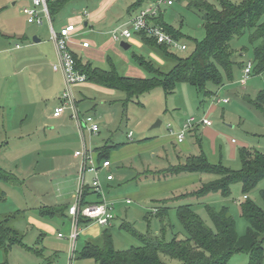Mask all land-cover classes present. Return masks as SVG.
<instances>
[{
	"label": "rangeland",
	"instance_id": "rangeland-1",
	"mask_svg": "<svg viewBox=\"0 0 264 264\" xmlns=\"http://www.w3.org/2000/svg\"><path fill=\"white\" fill-rule=\"evenodd\" d=\"M100 1L78 0L68 3L53 17L54 30L58 32L60 26L71 18H78L79 21L74 23L76 26L83 24L86 19L83 11L89 12ZM133 1L117 0L111 12L116 13L118 18L125 19L126 10ZM205 1L215 4L214 0ZM228 1L238 4L241 0ZM13 2L16 3L12 5ZM29 2L0 0V32L3 35L0 36V90L3 84L10 89L19 86L14 79L9 82L10 69L5 58L9 55L7 49L13 48L15 44L23 47L32 43L33 37L40 36V32L48 33L47 36L52 41L47 20L42 26L26 23L22 9L29 7ZM161 18L167 26L182 34L180 43L186 45V50H173L177 56L190 54L193 41H202L205 37L201 15L188 5V0H173L172 6H162ZM23 34L26 42L21 40L20 36ZM84 38L89 41L92 39L89 34ZM126 42L130 45L127 51L115 42L117 51L108 53L121 75L139 77L137 73L125 71L127 67H132L141 72L142 78L150 76L132 61L131 55L134 53L162 68L165 67L161 58L145 47L135 35ZM231 46L235 63L232 77L227 79L223 76L222 85L219 87L207 84L210 96L198 95L194 87L182 83L169 96L156 88L126 101L125 94L119 91L106 94L92 87L87 89L84 86L81 90L76 87L79 84L73 85L71 93L74 102L72 107L69 105L66 108L74 109L76 103L79 120H85L81 123L82 130L78 128L74 117L68 118V110L59 120H53L51 114L60 99H46L55 90H44L36 85L31 80L34 77L29 73V68L22 72L20 76L23 80L22 86L27 90V103L35 105L16 110V116H7L6 119H12V123H7L3 130L0 129V136H6L7 142L0 149V168L16 180L0 181V189L5 194V202L0 203V216L15 215L10 226L22 236L24 246H12L6 254L0 249V264H47L48 261L52 264H97L90 259L76 258L85 241L99 243L104 230H108L115 250L140 246V241L126 228L128 226L139 234H159L162 224L168 223L170 227L166 229L164 237L169 241L172 234L184 233L177 220L175 207L185 204H190L192 210L210 228L212 224L205 206L216 211L227 208L235 222L237 234L244 235L248 224L241 216L240 205L250 201L264 210L260 196L264 191V179L247 193L242 191L240 184H233L227 197L215 192L198 200L189 198L168 202L170 209L162 223L154 211L158 204L156 201L172 199L173 194L195 191L200 183H207L215 177L204 173L179 174L165 181L158 179L161 182H154L153 186L149 185L152 177H146L147 171L183 164L188 154H201L210 165H220L231 171L240 170L239 152L242 149L264 154V115L245 98L254 100L258 94L264 95V72L260 75L253 74L255 64L248 32L233 40ZM90 49L95 47L92 45ZM247 63L252 65L251 74L245 85L241 86L238 81L242 71L238 65L244 67ZM56 64L58 60L50 65V71H54L52 66ZM109 66L105 62L100 68L109 69ZM55 72L61 75V72ZM23 100L24 97L18 99L15 91H7L0 102L6 105L11 101L12 104H19ZM223 100H227V103H223ZM189 118L194 119L193 131L186 130L183 140L178 143L176 136L181 133L183 121ZM203 118L210 121L211 125H201ZM20 119H23L22 125L16 123ZM156 121H160V126L152 129ZM94 123L99 131L93 134L89 129ZM129 134L131 139L128 138ZM104 143L118 144L111 151L112 166L108 170L114 175V182L108 185L114 191L110 196L120 197L112 201L102 195L101 198L111 207L113 219L110 225L79 224L78 238L71 252L69 235L72 231V217L67 212L53 217L41 216L38 210L42 207L75 204L79 191L78 170L83 152L86 151L87 155L89 153L93 159L90 151L93 153L96 147H101ZM75 152H79L81 156L77 157ZM92 161L95 162L94 159ZM106 174L104 170H100L96 176L85 173L84 185L91 186L94 178L98 179L99 184L106 185ZM126 199L129 200L128 204L125 203ZM97 228L99 231H96ZM58 234L63 238H58ZM262 246L264 249V242ZM161 258L167 264L176 263L168 257ZM226 264H248V255L246 252L235 253Z\"/></svg>",
	"mask_w": 264,
	"mask_h": 264
},
{
	"label": "trees",
	"instance_id": "trees-1",
	"mask_svg": "<svg viewBox=\"0 0 264 264\" xmlns=\"http://www.w3.org/2000/svg\"><path fill=\"white\" fill-rule=\"evenodd\" d=\"M74 1L78 0H47L50 18L52 19L68 3ZM149 1L152 0H135L130 5L129 11L139 10ZM214 1L215 4L205 0H188V5L201 15L205 37L202 41L194 40L193 50L186 56H177L172 52L173 49L164 44H157L155 39L144 31L135 33L146 47L161 58L167 69L135 53L132 54L133 62L148 73L149 77L120 76L114 69L110 71L98 69L90 62H82L72 54L75 68L85 75V82L120 91L125 94L126 101L156 88H160L165 96H169L182 83L194 87L198 95L210 96L211 92L207 89V84L219 87L222 85L223 76L227 79L232 77L235 63L232 59L234 50L231 42L248 32L255 64L253 74H262L264 72V0H241L238 4L228 0ZM151 23L161 27L175 41L180 42L182 39V34L178 30L167 26L162 21L161 10L156 17L151 18ZM238 66L242 71L243 65ZM245 98L264 115L263 94H258L254 100ZM109 149L110 147H107L98 151L96 164L100 165L107 160L106 152ZM239 158L241 162L239 171H231L220 165H210L201 154L187 156L183 164L154 171L158 179L162 180L179 174L194 173L210 174L215 177L212 181L200 183L195 191L172 195V199L169 200L156 201L158 203L154 208L156 216L163 223L170 209L168 204L172 201L178 202L189 198L198 200L215 192H220L223 197H227L233 184H240L244 193L253 189L259 181L264 179V154L244 148L239 152ZM0 181L15 182L16 180L10 173L0 168ZM87 195H89V188L84 186L81 205L89 204L86 202ZM260 196L264 203V191L260 193ZM99 197L95 204L102 202ZM3 202H5V194L0 189V203ZM69 207H42L38 212L41 216L53 217L56 214L64 215L65 212L68 214ZM205 209L212 224L211 228L192 210L190 204L178 205L175 207V213L184 231L183 234H172L171 239L167 241L164 236L166 229L170 227L168 223L167 226L162 224L159 234L150 232L139 234L128 226L126 228H129L140 241V246L119 251L114 249L109 231L104 230L101 242L87 241L76 258L90 259L97 264H167L161 258L164 256L174 260L175 264H226L233 254L246 252L248 264L263 263V209L250 201L240 205L241 216L248 224L242 236L237 234L235 222L227 208L216 211L205 206ZM14 219L15 215L0 216V249L5 254L14 245L24 246L22 236L10 226ZM79 223L90 222L80 218ZM26 249L31 251L27 247ZM51 263L48 261V264Z\"/></svg>",
	"mask_w": 264,
	"mask_h": 264
},
{
	"label": "crops",
	"instance_id": "crops-1",
	"mask_svg": "<svg viewBox=\"0 0 264 264\" xmlns=\"http://www.w3.org/2000/svg\"><path fill=\"white\" fill-rule=\"evenodd\" d=\"M116 1L117 0H101L98 4L93 6L94 8L92 10H90L89 12H86L87 15L85 16L86 19L83 22V24L79 23V25L76 26V24H74V23L79 21L78 18H76V19L71 18V20H68V22L61 25L60 28L66 26V25H74L75 26V31L71 35V41L69 43V48H70L71 53L74 54L78 59H80L82 62H90L93 65V67H96V68L104 70V71H110V70L114 69L118 75L123 76L116 70L115 66L112 63L111 58H109V56H108V53L117 51L115 48V46H116L115 42L116 43L118 42L120 44V42H123V41L126 42L128 40V39H124V38H119V40L115 41V40H113L112 37L114 34L118 35L122 30L130 28L129 21L131 18L134 17V15L137 13L138 10L134 9V10L129 11V7H130V5H132L134 3V1H135L134 0L128 6V8L126 10L127 11L126 18L125 19L118 18L116 16V13L111 12V8L113 7L114 3H116ZM15 3L16 2H13L12 5H14ZM45 21L43 22V24L45 23ZM52 21H53V18L51 19V24L53 26ZM26 23H27V21H26ZM42 25H37V26H42ZM53 28H54V26H53ZM47 32H48V30H47ZM1 34L2 33L0 32V36H3ZM47 34L48 33H46V32H42V33L40 32V36H34L33 37L32 43L25 44L23 47L19 46L18 44H15V46L13 48L7 49L9 51V55L5 58L9 63V69H10V74L8 75V78L10 77L9 82H11V80L14 79V80H16L15 82L17 84H19V86L17 87V85H16V87H14L13 89H10L7 86L5 87V84H3L4 86L0 90V101L3 97V95L5 94V92L7 93V91H15V94L16 95L18 94V99L21 100L22 97H24V100L21 101V103H19V104H12V101H11L9 104L6 105V104H2V102H0V129H2V130H3V127L5 125H7V123L10 124L13 121L12 119L7 120L6 119L7 116H10V117L16 116L17 113H14L16 110L19 111L21 109L29 107V105L30 106L35 105L33 103H31V104L27 103V96H26L27 90L24 86H22L23 80L21 79L22 77L20 76V74L22 72L27 71V68H29L31 70V72H29V73H31L34 77L31 80L34 81V83H36V85H39L44 90H55L53 92V94L50 97H47V99H46V100H49L50 98H53V97L60 99L59 104L57 103V105L53 108V111L55 108H57L60 105V102H61L60 95L64 90L63 76L61 73H60L61 75H59L55 71H50L51 70L50 65H52V63H54L58 60V54H57L55 44L53 43V41H50L49 35L47 36ZM86 34L91 35L92 39H90V41L87 40L86 38H84V36ZM133 35H135V33ZM20 37H21L22 41L26 42L27 39H26L24 34L21 35ZM46 39H48V40L46 41ZM138 39L141 42V39L139 37H138ZM83 43H88V47H86V48L82 47ZM91 44L95 47V49H90V47L92 46ZM127 44L129 45V43H127ZM16 46H18V48ZM121 49H123V48H121ZM128 49H130V45H129ZM123 50H125V49H123ZM1 51L2 50H0V53H1ZM4 51H6V50H4ZM131 59H132V55H131ZM105 62H107V64L110 65L109 69L100 68ZM125 71H128V73H130V72L137 73V75L139 74V77H133V78H142L143 77L141 75V72L139 70H137V68L134 69L132 67H127L125 69ZM125 77H128V76H125ZM18 78H19V80L17 81ZM26 79L27 78H25V80ZM12 84H10V87ZM84 86H87V89H90L91 87L95 88V89H99L102 92H105L106 94H112L114 91L116 92V90L106 89V88H103L99 85H95V84H92L89 82H84L82 84H79L76 87L78 89L82 90V89H84ZM45 98H43V99H45ZM74 106H75L74 109L78 115V120H76L75 118L74 119L77 121L76 123L78 125V128L80 130H82L81 123H83L85 120L84 121L82 120L83 122L81 120H79V112L77 110L76 103ZM72 109L66 108L64 110L63 114L59 117H53V112H52L51 117L53 120H59L65 114L66 110H68L69 111V115H68L69 117L68 118L73 119V110L74 109L73 110ZM22 120L23 119L16 120V123L19 125H22ZM187 120L188 119L183 121L182 129H183L184 125L186 124ZM20 122H21V124H20ZM194 126H195V124L192 123L189 126L188 131H193ZM98 131H99V128H98ZM129 135H128V138L131 139V135H130V137H129ZM5 137L6 136H3V137L0 136V149L3 147L4 144L7 143L5 140L6 139ZM178 143H180V142H178ZM117 146H118V144L116 145V144L104 143V144H102L101 147H96L94 149L93 153L91 151H90V153H91L93 159L96 160V158L98 159V156H99L98 151H102V150H104V148L110 147V149L106 152L107 157H108L106 159L109 160L111 163V159H110L111 151L113 149H115ZM83 147L86 150L84 143H83ZM183 148L185 149V147H183ZM187 156H190V155L188 154ZM100 157H101V154H100ZM81 163H82V161L80 160V165H81ZM111 166H112V164H111ZM100 170H102V169H100ZM100 170H98V172ZM104 171H106V173H107L106 175L112 174V172H110L108 169L104 170ZM85 173H90V172H81V166H80V168L78 170V174H79L78 177H79V185H80L81 179L83 181L82 193H83L84 186L89 188V195L86 196V202H88L89 204H94V202L97 200V198L99 196H100L99 200L105 201L101 198L102 195H104L106 197V199H108V200H112V201L118 200V197H120L119 195L110 196V194H113L114 191H112L111 187L108 184L114 182V175L113 174H112L113 179L111 181H106V179H105L106 185H103V183L100 184L101 190H100V192H98L92 188L90 189L91 186H89L88 184L84 185ZM149 173H152V174H149ZM155 173L156 172H154V171H147L146 177H152V183L149 184L151 186H153L154 182H161V181H158V177L155 175ZM90 174H92V173H90ZM165 180H167V179H164L163 181H165ZM98 194H99V196H98ZM150 197H152V196H150ZM127 201H129V200L126 199V201H125L126 204H128ZM79 224L86 225L88 223H79ZM91 228H93V227H91ZM77 230H78V226H77ZM96 231H99L98 228ZM57 237H58V235H57ZM61 238H63V236ZM76 240L74 242V246H75ZM86 242L87 241H85V243ZM14 246H18V245H14ZM74 246H73V249H74ZM2 252H4V251L2 250Z\"/></svg>",
	"mask_w": 264,
	"mask_h": 264
},
{
	"label": "built area",
	"instance_id": "built-area-1",
	"mask_svg": "<svg viewBox=\"0 0 264 264\" xmlns=\"http://www.w3.org/2000/svg\"><path fill=\"white\" fill-rule=\"evenodd\" d=\"M173 4V0H152L147 2L141 9L137 11L133 18L130 19V29L122 30L118 35H113V40L117 41L119 38L129 39L134 33L144 31L148 36L155 39L157 44H164L173 50L184 51L186 50V45L178 41H175L170 35L165 33L163 29L157 25L151 23V18L158 15L162 6L170 7ZM23 15L26 17V21L30 25H42L45 20L49 24V30L51 35V40L55 44L57 54H58V64L53 65L52 69L54 71L61 72L64 81V90L61 94V105L53 111V117H59L63 114L65 108L69 105H73V98L71 93V87L76 84H82L86 81L85 75L79 73L75 68V60L69 48V43L71 41V35L75 31L74 25H66L56 32L51 24V18L47 8V0H30V6L24 7L22 9ZM86 16V11L83 12ZM18 48V46H16ZM82 47H88V43H83ZM251 63H247L242 68V74L238 81L241 86H244L247 79L251 74ZM223 103H227V100H223ZM73 117L78 120V115L73 110ZM194 123L193 118H189L184 125L181 133L177 135L176 139L178 142L183 140V133L189 129V126ZM200 123L204 126H210L211 122L206 118H203ZM91 133L98 132V126L92 124L90 126ZM130 137V135H129ZM77 157L81 156L79 152L75 154ZM93 159L87 152L84 151L82 155L81 172H90L95 176L98 170H107L110 168L111 163L109 160L103 161L100 165L92 161ZM106 181H111L113 179L112 174L105 176ZM82 185L83 181L81 179L79 185V191L76 196L75 204L71 205L68 209V215L72 217V232L69 235V241L71 244V252H73L74 242L78 237L77 226L79 224V219L88 220L90 223H96L100 226L110 225L113 216L111 213V207L105 202L97 204H87L81 205V195H82ZM91 188L95 191L100 192V184L97 178H94L91 184ZM129 203V201H127ZM61 238L62 235L58 234Z\"/></svg>",
	"mask_w": 264,
	"mask_h": 264
},
{
	"label": "water",
	"instance_id": "water-1",
	"mask_svg": "<svg viewBox=\"0 0 264 264\" xmlns=\"http://www.w3.org/2000/svg\"><path fill=\"white\" fill-rule=\"evenodd\" d=\"M119 45H120L121 48H123L125 50H127L129 48V45L126 42H124V41L120 42ZM159 126H160V121H156V123H154L151 128L154 129V128H157Z\"/></svg>",
	"mask_w": 264,
	"mask_h": 264
}]
</instances>
